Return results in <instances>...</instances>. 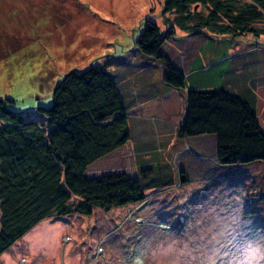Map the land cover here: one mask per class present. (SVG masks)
Returning <instances> with one entry per match:
<instances>
[{
  "label": "rangeland",
  "instance_id": "obj_1",
  "mask_svg": "<svg viewBox=\"0 0 264 264\" xmlns=\"http://www.w3.org/2000/svg\"><path fill=\"white\" fill-rule=\"evenodd\" d=\"M164 1L0 0V98L25 113L48 107L52 88L64 74L90 65L106 67L127 102L164 89L162 63L135 46L145 19L162 32L174 24L173 11L162 12ZM257 37L259 41L252 34L236 39L195 35L176 26L175 36L162 49L188 73L196 58L205 66L229 59L239 63L251 49L264 51V34ZM187 82L217 89L228 86L215 68L195 73ZM173 126L163 119L139 115L137 121L132 116L134 146L167 139ZM197 143L199 147L190 139L179 144L175 139L173 149L163 144L167 151L156 146L154 155L160 162L154 156L151 164L139 166L147 169L145 202L109 211L95 208L91 215H52L1 253L0 264H132L145 244L166 238L179 242L186 264H229L247 241L264 237V211L250 210L245 189L216 174L214 144ZM178 148L187 154L177 157ZM152 154L137 157L150 159ZM201 160H209L207 169Z\"/></svg>",
  "mask_w": 264,
  "mask_h": 264
},
{
  "label": "trees",
  "instance_id": "obj_2",
  "mask_svg": "<svg viewBox=\"0 0 264 264\" xmlns=\"http://www.w3.org/2000/svg\"><path fill=\"white\" fill-rule=\"evenodd\" d=\"M162 7L173 11L174 24L162 32L145 19L135 46L162 63L164 89L130 103L106 67L90 65L66 72L48 107L25 113L0 98V254L52 215H91L95 208L146 201L147 169L139 167L131 142L135 114L173 123L180 137L214 135L217 173L245 189L250 210L264 211V83L253 102L227 89L189 86L198 63L185 74L162 49L176 26L228 39L264 34L258 25L264 0H165ZM226 63L205 70L219 69L220 78Z\"/></svg>",
  "mask_w": 264,
  "mask_h": 264
},
{
  "label": "crops",
  "instance_id": "obj_3",
  "mask_svg": "<svg viewBox=\"0 0 264 264\" xmlns=\"http://www.w3.org/2000/svg\"><path fill=\"white\" fill-rule=\"evenodd\" d=\"M254 39H255V41H259V40H257V39H259L257 36H254ZM235 41L236 40H234L233 46H235ZM263 52L264 51H262V50L255 51V50L251 49V50L247 51V53H251L250 56L246 57L243 54L242 57H244V58L239 63H237L234 59L227 60V63H226L227 68L225 69L224 73H222L220 75V80H222L225 84H226V82H228L227 83L228 89L226 88L227 90L231 91L230 90V88H231V89H233L232 92L239 94L241 97L248 99L249 101L253 102L254 93H255V89H256L257 85L264 83V62L261 61V57L264 55ZM194 63H198V65H197L198 70L196 72H201V71L203 72V70L208 68L211 64H213V65L215 64V62H212L208 66H205L204 63L200 62L199 58H196V60H194ZM193 68H195V67H193L191 65L188 73H185L183 70L182 71L185 74H190V73H192ZM206 71H208V70H205L204 72H206ZM225 72H227V76H226L227 78L226 79L224 77ZM197 87L205 88V86H203V85H197ZM128 102L131 103V101H128ZM132 116L138 121L139 114L129 116V125H130V118ZM142 117L143 118H151V117H144V116H142ZM171 124H173V123H171ZM175 139H176V142L178 144H179V142H182V140H184V139H187V141L189 142V139H190V142H192L193 144L196 143L197 147H199V144L197 142H202V144H203V142L211 141L214 144V147H213L214 151L213 152H214V156H215L216 138L212 134H205V135H200V136L181 138L179 136L177 126L174 125L173 128L171 129V132L169 134H167V139H164V140L162 139V140H160V142H158L156 140L145 141L142 143L141 146H139L140 144L137 146H134L132 135H131L132 147H133V151H134V154L136 157H137V155L140 156V155L145 154L146 152L153 153L151 155L150 159L148 158V156L137 157L140 165L151 164L154 161V156L156 159H158V155H154L156 153L155 149H156L157 145H160L164 151H167V148L166 149L164 148V145H163L164 143L170 144L169 146L172 147V149L175 148L176 144H172V142ZM143 145H146V146L144 147ZM203 146L204 145H202V147ZM179 149L180 148H178L177 149L178 151L174 154V155L177 154V157L180 156L182 153H186L185 151H180ZM182 149L185 150L186 146H183ZM202 152H203V154H205L207 151H202ZM208 161H206V162L203 160L200 161L202 168L207 169V167H209L210 163ZM158 162H160V160ZM214 166L216 168V163ZM179 170H180V172H182L181 169H179ZM216 174H217V170H216ZM205 175L209 176L208 173H205Z\"/></svg>",
  "mask_w": 264,
  "mask_h": 264
},
{
  "label": "clouds",
  "instance_id": "obj_4",
  "mask_svg": "<svg viewBox=\"0 0 264 264\" xmlns=\"http://www.w3.org/2000/svg\"><path fill=\"white\" fill-rule=\"evenodd\" d=\"M184 255L177 240L166 238L145 244L132 264H186ZM229 264H264V237L247 241L233 254Z\"/></svg>",
  "mask_w": 264,
  "mask_h": 264
}]
</instances>
